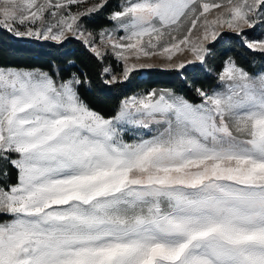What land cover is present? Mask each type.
<instances>
[{
	"label": "snow or ice",
	"instance_id": "snow-or-ice-1",
	"mask_svg": "<svg viewBox=\"0 0 264 264\" xmlns=\"http://www.w3.org/2000/svg\"><path fill=\"white\" fill-rule=\"evenodd\" d=\"M0 31L99 67L0 66V264H264V0H0ZM220 44L259 70L211 67ZM152 69L197 102L151 89L105 116L83 98Z\"/></svg>",
	"mask_w": 264,
	"mask_h": 264
},
{
	"label": "trees",
	"instance_id": "trees-1",
	"mask_svg": "<svg viewBox=\"0 0 264 264\" xmlns=\"http://www.w3.org/2000/svg\"><path fill=\"white\" fill-rule=\"evenodd\" d=\"M65 54L75 62L76 67L72 71H81L87 73L91 78L96 79L99 67L77 42H73L66 49H56L50 47L48 42L34 41L28 38H16L7 32L0 31V66L16 67L27 69H43L53 71V65L64 67ZM231 56L239 64L244 66L250 72L258 71L260 64L251 63V54L246 53L239 47H228L224 44L217 45L213 59L210 65L213 68L218 66ZM259 61V57H256ZM134 79L131 84L118 92H106L100 89L84 93V100L95 110L105 116L114 114V109L124 95H131L137 92H146L151 89H174L182 93L190 101L197 102V98L188 89L183 82L169 71L159 69L141 70L133 74ZM199 84L202 87H214V80L211 77L201 76ZM7 171V176L3 173ZM4 183H15L16 173L10 165H5L1 171ZM10 217L0 215V222L9 220Z\"/></svg>",
	"mask_w": 264,
	"mask_h": 264
},
{
	"label": "rangeland",
	"instance_id": "rangeland-1",
	"mask_svg": "<svg viewBox=\"0 0 264 264\" xmlns=\"http://www.w3.org/2000/svg\"><path fill=\"white\" fill-rule=\"evenodd\" d=\"M153 62L159 63L158 60H155V58L153 59ZM16 68V67H13ZM20 69H27V68H20ZM161 89V88H160ZM138 93V92H137ZM5 165H0V184L6 185L3 181L2 175H1V171L4 168Z\"/></svg>",
	"mask_w": 264,
	"mask_h": 264
}]
</instances>
